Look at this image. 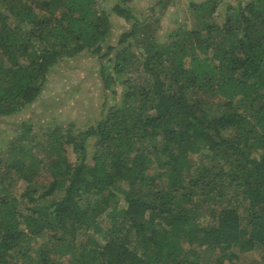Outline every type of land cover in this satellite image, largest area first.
<instances>
[{
  "label": "trees",
  "instance_id": "1",
  "mask_svg": "<svg viewBox=\"0 0 264 264\" xmlns=\"http://www.w3.org/2000/svg\"><path fill=\"white\" fill-rule=\"evenodd\" d=\"M132 1L111 5L130 26L110 40L103 0H0L2 120L83 50L105 87L123 84L84 128H13L0 148V264H58L44 248L29 262L43 236L66 264H264V0H228L219 20L221 0H190V21L164 39L163 0L141 17Z\"/></svg>",
  "mask_w": 264,
  "mask_h": 264
},
{
  "label": "rangeland",
  "instance_id": "2",
  "mask_svg": "<svg viewBox=\"0 0 264 264\" xmlns=\"http://www.w3.org/2000/svg\"><path fill=\"white\" fill-rule=\"evenodd\" d=\"M159 0H133V12L136 16L151 14L150 7ZM190 0H163L157 6L158 12L155 15L159 21L154 25L159 39H164L171 28L176 26L178 21H190L188 14V3ZM246 1V0H241ZM114 0H103L102 6L108 11L111 18V29L108 39L115 40L118 34L130 26V21L121 18L111 10ZM228 0H221L218 5L217 20L225 12ZM108 62L106 58L102 59ZM109 63V62H108ZM107 63V64H108ZM100 61L97 57L83 50L75 55L67 57L55 64L48 74L44 83V88L36 101L23 108L20 112L6 116L5 121L0 116V148L6 149L8 142L14 135L13 128L20 125L24 119L31 118L35 121V130L42 134L47 129L50 122L67 124L74 123V130L84 128L90 123H94L100 116L101 110L107 104L120 99V91L123 88L121 79L107 88L104 86L100 72ZM119 76H117L118 78ZM112 88L116 89V92ZM40 150H43L42 148ZM66 151L71 161L75 160V153L70 143L66 144ZM15 191L20 193L24 183L19 180L15 186ZM52 241L47 236L32 240L29 262L39 258L36 250L44 248L49 251L54 262L66 264L67 254H59L54 249ZM260 259L257 251L248 252L246 260Z\"/></svg>",
  "mask_w": 264,
  "mask_h": 264
}]
</instances>
